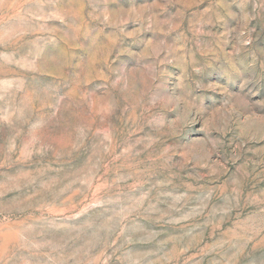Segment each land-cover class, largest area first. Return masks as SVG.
Wrapping results in <instances>:
<instances>
[{
    "label": "rangeland",
    "instance_id": "374dc122",
    "mask_svg": "<svg viewBox=\"0 0 264 264\" xmlns=\"http://www.w3.org/2000/svg\"><path fill=\"white\" fill-rule=\"evenodd\" d=\"M0 264H264V0H0Z\"/></svg>",
    "mask_w": 264,
    "mask_h": 264
}]
</instances>
